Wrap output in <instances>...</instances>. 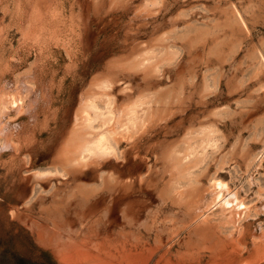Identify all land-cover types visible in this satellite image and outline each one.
<instances>
[{"label":"rangeland","instance_id":"obj_1","mask_svg":"<svg viewBox=\"0 0 264 264\" xmlns=\"http://www.w3.org/2000/svg\"><path fill=\"white\" fill-rule=\"evenodd\" d=\"M101 135L113 150L77 163ZM215 180L242 202L231 226ZM106 231L264 264V0H0V264H61Z\"/></svg>","mask_w":264,"mask_h":264},{"label":"bare ground","instance_id":"obj_2","mask_svg":"<svg viewBox=\"0 0 264 264\" xmlns=\"http://www.w3.org/2000/svg\"><path fill=\"white\" fill-rule=\"evenodd\" d=\"M20 101L21 100L19 99V97L12 96L9 99V104L11 106L18 105L20 103ZM90 106H91V104H90ZM87 116H88V114L86 115V118H87ZM131 116L132 117L129 116L130 119L128 121L127 126H125L126 129L124 128V130H126L125 132H127L130 127H133V125H135V123L137 121L136 120L137 119V115H135V111L133 112V114ZM89 123H90V121H89ZM107 140L108 139L106 137H104V135L103 136L101 135V136H99V137L96 138L94 144L93 143L91 144V146L93 145L92 148L89 145L90 147H85L84 146L82 150H80V151L78 150L79 151V154H78L77 158L75 159L77 161V163H78V161L79 162H82L81 160L86 156V154L89 153L90 151L92 152L93 150H94L93 153H95V151H96L98 154L99 153L100 154H106L108 152H111L113 150V147L110 145V143ZM62 155H64L66 157L67 156V151L65 153H63ZM65 163H67V162H65ZM211 185H212V188H213V204L209 207V211H211L210 209H212L213 206L219 204L218 205V212L221 213V216L219 217V223H221V224H219V225L220 226H222V225H225V226H231V225H233V223L236 220L240 219V217H241V214H242V210L243 209H241L240 206H241L242 202L239 201V202H236L234 204V203H232L234 198H231V197L228 198L226 196L222 198L221 192H222V190L224 191L226 189V187H227L226 186V183H224V182H222L220 180H215V181L212 182ZM190 193H191V191H190ZM186 194H189L188 191L187 192L185 191V194L184 195L186 196ZM220 196H221V199L219 200L218 198H220ZM120 199L121 198L119 197L118 200L116 198V201H113V202L116 203L115 205H118V201ZM173 199L175 201L176 198H173ZM184 199H185V197H184ZM182 200H183V198H182ZM178 202H179V205L180 206L181 205L183 206V204H181L182 202H180V198L179 197H178ZM184 202L186 203L185 200H183V203ZM234 202H235V200H234ZM187 203H189V202H187ZM115 205H112V206L116 207ZM186 207H187V204H186ZM114 209H116V208H114ZM84 210H85V208H84ZM112 210H113V208H112ZM90 211H92V210H90ZM134 214H136V213H134ZM207 214L209 216L211 213L210 214L209 213H206V214L205 213L204 214L202 213V215L198 216V219H200V222L198 221V224L196 223L197 225L194 227L195 229H193L194 230L193 232H189L188 231V234L186 236V239L183 242L184 245H185L184 248L186 247L185 251L187 249L189 250V248H187V247H190L191 244H192V240H191V236H193L192 234L195 235V238L199 242H202V243H205L206 242V236H208L207 233L209 234V232H207V229H208V226H207V223L208 222H207V220L209 221V219H208V216L207 217L205 216ZM90 216H88V214H87V217H90ZM67 219H68V217H67ZM67 219L66 220L64 219V221L69 224L68 225V227H69L70 225L73 224L72 222H71V224L69 223L70 221H73V219L70 220L69 222L67 221ZM133 219L134 218L132 216V220ZM136 219H138V218H136ZM111 220L114 221V219H111ZM113 221H112V223H113ZM109 222H110L111 225H113L111 223V221H109ZM116 222L118 223V221H115V223ZM134 222H135V220H134ZM66 223H65V225H66ZM85 223H86V221H85ZM49 224H51V223H49ZM54 224H56V223H54ZM194 224H195V222H194ZM85 229L87 230V227H85ZM145 230H147V229H145ZM176 231L174 233H171V235L168 236L167 239L165 238V240H164V238H162V235L160 234V232H158L159 234L155 232L156 234H154V237L152 239V241H153L152 246L148 243L147 237H145L146 239H144V236L142 237V235H140L139 233H135L134 234L133 232L132 233L131 232L127 233V232H124V231L123 232L120 231L118 233H115V235H114V234H112V232L109 233V232L106 231V232H104V234L102 233L103 236L102 235L101 236H99V235L95 236L94 240H92V236L91 237L88 236L89 235V233H88L87 236H85L86 242L83 240V242H79L78 243L77 240H75V242H76L75 243L73 241L74 239L72 240V239H70L71 238L70 237L69 238V241H66L65 243H63V245L60 244L61 245L60 248L56 250L57 251L56 252V255L58 256V260H59V262L61 264H148L151 261V259H153V255H155V253L158 251V253L155 255L156 258H155L153 264H185V262H186L185 259L187 258V257H184V255H183L185 252H183V254H178L177 257L176 256H173L172 254H170V248H171V245L172 244H170L168 242V240L174 239V237H178L177 236L178 233H176ZM57 232H58V230H57ZM41 233H42V231H41ZM56 234H55V236H56ZM83 235H85V234H83ZM87 237H88V239L90 237L91 240L89 239L90 241L89 240L87 241ZM43 240H45V238ZM51 242H54V241H52V239H51ZM172 242H173V240H172ZM194 246H195V244H194ZM185 254L189 255L188 256V259H187V261H189V258L191 256L190 255V252L187 251ZM172 257H176V258H174V260H173ZM192 259H191V261L194 262V260H192ZM257 260H259V259H257ZM214 263L215 264H223V262L222 263L221 262H219V263L214 262Z\"/></svg>","mask_w":264,"mask_h":264}]
</instances>
